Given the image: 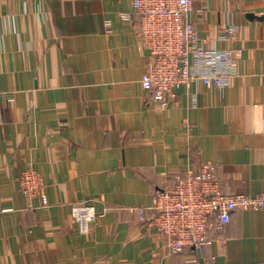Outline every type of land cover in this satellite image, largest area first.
Returning a JSON list of instances; mask_svg holds the SVG:
<instances>
[{"label": "crops", "instance_id": "obj_1", "mask_svg": "<svg viewBox=\"0 0 264 264\" xmlns=\"http://www.w3.org/2000/svg\"><path fill=\"white\" fill-rule=\"evenodd\" d=\"M134 19L132 0H0V264H264V208L178 254L137 209L206 162L224 191L264 194V0L195 2L204 46L238 50L237 74L166 108L142 85ZM29 167L47 205L20 188ZM80 203L99 214L87 233Z\"/></svg>", "mask_w": 264, "mask_h": 264}, {"label": "built area", "instance_id": "obj_2", "mask_svg": "<svg viewBox=\"0 0 264 264\" xmlns=\"http://www.w3.org/2000/svg\"><path fill=\"white\" fill-rule=\"evenodd\" d=\"M197 0H132L134 27L149 52L142 75L143 87L162 108L168 107L177 92L201 82L207 87L227 88L237 74L238 50L207 48L191 19ZM131 19L130 14L123 15ZM234 28H229L228 36ZM225 35L224 37H226ZM1 97V92H0ZM21 190L29 197L49 202L41 173L27 168L19 177ZM264 208V194L224 191L219 166L206 162L198 170L175 176L170 187L157 188L150 204L138 207L150 230L161 235L174 254L187 250L209 251L219 233L239 209ZM99 217L91 204L73 208V218L82 233ZM210 258H214L211 256ZM197 261V258H190Z\"/></svg>", "mask_w": 264, "mask_h": 264}]
</instances>
